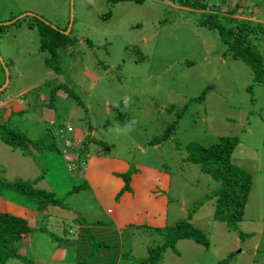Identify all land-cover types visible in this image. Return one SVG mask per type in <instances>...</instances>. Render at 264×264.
<instances>
[{
    "label": "rangeland",
    "instance_id": "1",
    "mask_svg": "<svg viewBox=\"0 0 264 264\" xmlns=\"http://www.w3.org/2000/svg\"><path fill=\"white\" fill-rule=\"evenodd\" d=\"M211 2L221 7L216 11L222 16L264 24V0ZM237 4L239 12L231 14ZM72 12L70 32L76 40L71 48L59 49L51 67L45 61L49 54L39 48L38 29L27 25L38 15L69 28ZM202 13L174 0H0V89L9 75L0 102L15 100L0 106V124L34 141L43 138H34L30 128L41 127L43 137L50 133L46 145L59 148L38 145L14 153L0 135V178L37 180L40 188L47 186L46 178L58 197L90 219L100 208L94 195L85 188L67 194L75 185L89 183L78 176L92 155L123 157L132 169L156 170V209L141 227L127 228L117 237L123 239L126 264L149 257V246L163 243L169 227L189 218L191 211L210 247L183 239L176 249H166L158 264H264V81L255 83L244 61L225 55L219 32L199 23ZM15 17L21 22L13 24ZM253 40L264 55V36ZM166 133L169 138L155 141ZM224 136L239 137L232 160L254 178L240 224L244 236L214 219L215 199L205 197L217 183L199 164L187 161L190 143L209 146ZM0 196L5 200L1 210L40 215L33 209L36 203L17 191L1 188ZM96 219L89 224L94 226ZM39 220L44 229L19 243L33 264H91L74 256L61 261L53 242L76 236L80 219L53 212ZM92 226L88 235L100 239ZM94 247L93 253L100 249L98 242ZM6 264L30 263L10 259Z\"/></svg>",
    "mask_w": 264,
    "mask_h": 264
},
{
    "label": "trees",
    "instance_id": "2",
    "mask_svg": "<svg viewBox=\"0 0 264 264\" xmlns=\"http://www.w3.org/2000/svg\"><path fill=\"white\" fill-rule=\"evenodd\" d=\"M113 1L120 2L126 0ZM136 1L142 3L145 0ZM174 2L176 5L182 7L202 11L203 13L201 14L199 23L219 32L220 38L227 46L225 55H229L235 60L244 61L250 67L255 83L264 81V55L257 49L253 40L254 38L264 36L263 23H255L253 25L251 21L241 20L231 15L222 16L219 11H216V9L220 10L221 7L213 5L211 0H174ZM239 9L240 5L237 4L232 9H229V12L235 14L239 12ZM15 18H13V24L21 22L20 17ZM33 18L34 23L32 24L30 22L27 26L38 29L40 34L39 48L49 54L45 61L49 66L52 65L51 67H53L55 64L53 59L58 56L59 49L71 48L76 39L72 36L71 32L69 34L64 33L68 29L67 27L61 28L57 24L48 23L47 19L38 15H34ZM1 29L2 27L0 26ZM88 42L92 45L90 40ZM58 87L65 88V85L61 84ZM68 93L71 95L72 92L68 91ZM120 116H123V114ZM0 135L2 140L13 149H24L30 148V146L43 145L47 146L49 150L59 151L55 143L46 145L45 141L47 139L34 141L25 133L15 131L7 124H0ZM166 136L167 138L170 137L166 133L155 141L158 143L166 138ZM239 142L240 139L237 136H224L219 142L209 146L192 142L188 146L189 155L187 156V161L199 164L202 170L209 174L217 183L216 188L205 197V199H210V197L215 199L214 219L224 222L229 230L237 231L240 235L244 236L245 233L240 229V224L246 212L254 185V178L251 172L237 166L232 160V154L239 145ZM101 144L103 147L109 148L107 143L101 142ZM137 171L138 169L134 166L133 169L130 168L126 172H119L117 174L125 181V186L117 196L118 199L127 192H133L131 180L133 174ZM42 177H44V173H42ZM37 182V180L22 179L20 177L13 179L2 177L0 178V189L6 188L25 195L28 199L36 203L33 209L39 212L46 211L50 206L68 207L65 202L66 198L58 197L57 193L53 190L37 187ZM87 186V182L75 185L67 195ZM200 204H203V200L199 201ZM193 214L191 211L189 218L169 227V234L165 241L157 246H149L150 255L141 260L140 264H158L165 250L168 248L176 249L177 243L183 239H192L209 248L210 243L204 235L203 230L196 227L192 222ZM38 228L41 230L44 229V227L38 226L37 221L33 222V220H29L26 216L12 211L0 210V264H6L10 259H19L33 264L26 256L21 254L19 243L29 238ZM94 244L96 242H93V247ZM98 245L102 247L107 244L98 243ZM107 248H110V246L108 245Z\"/></svg>",
    "mask_w": 264,
    "mask_h": 264
},
{
    "label": "crops",
    "instance_id": "3",
    "mask_svg": "<svg viewBox=\"0 0 264 264\" xmlns=\"http://www.w3.org/2000/svg\"><path fill=\"white\" fill-rule=\"evenodd\" d=\"M23 93L24 91L18 93L16 96H22ZM12 102H15V100H4L0 102V106H8ZM15 104L20 105L19 103ZM30 130L32 134H36L33 135L34 138L42 137L43 139H46L50 134L48 132L43 137L42 128L37 126H32ZM79 139H83V136H81ZM12 151L14 153L17 152V150L15 149H13ZM19 153L22 155L21 158L25 156V154H23L22 152ZM43 164L45 169L44 161ZM129 168V160L123 157L101 154L92 155L90 157V160L86 167L87 170L85 169L86 171L78 176L82 177L84 181L87 180L91 184L92 188L88 183V186L85 189L89 190L90 193L94 195L100 207L96 210V213L94 215L89 217L90 219H88V217L80 209V211H78V209L70 205H68L67 208H63L60 206H50L47 212H39L34 209L35 211L40 213V215L37 217L30 216L27 210H18L12 212L26 216L29 218V220H33V222L40 221L39 217L43 214H52L53 212L59 213V216L64 219H80L79 224H77L76 226V236L74 235V237L71 239H65L62 243H58L53 240V242L57 244L58 255L60 256L61 261L67 260L68 258L74 256L82 258L83 261L84 259H87V262H90L91 264H126L124 262V259L121 258L123 252V239H118L117 237L123 230L133 227L139 228L144 224V222L147 221L146 215L150 211L156 209L157 201L153 199V196H155L154 193L158 191L156 170L147 168L141 171L136 167L138 171L133 174L131 180L133 192H127L118 199L117 196L125 186V181L117 174L119 172H126L129 170ZM87 171L88 176L86 175ZM45 182L47 185L44 187L45 189L55 191V184L51 185V189V186L46 178ZM109 190H111L110 193H108ZM55 192L59 196V193L57 191ZM0 197L1 206V202L5 200L2 196ZM10 199L20 202V199ZM107 199H113V201L108 202ZM142 199H146V201H142ZM104 202H107V204L104 205ZM100 209L103 210V215L105 217L104 219L99 216L101 211ZM182 209H184L183 205ZM64 211H68V213L70 214ZM98 217L100 219L96 221L97 223L93 222L95 224L94 226L89 224L90 220H97L96 218ZM44 221L45 219L43 217V222ZM107 224L108 226H106ZM89 226L94 227L95 232L98 233L100 239H96L95 235H88L90 232L86 229H89ZM106 231H110L113 235L109 237L106 234ZM24 240H29V238H26ZM93 242H98L99 244H109L111 242L112 244L109 245L111 246V248L100 247L99 250L93 253ZM19 246L20 252L22 253V255H25L24 252L26 250L24 251V249L22 248L23 245ZM70 260L74 261V259Z\"/></svg>",
    "mask_w": 264,
    "mask_h": 264
},
{
    "label": "water",
    "instance_id": "4",
    "mask_svg": "<svg viewBox=\"0 0 264 264\" xmlns=\"http://www.w3.org/2000/svg\"><path fill=\"white\" fill-rule=\"evenodd\" d=\"M25 16V15H24ZM73 18H74V14H73V12L71 13V17H70V27L66 30V31H64V33H66V34H69V32H70V30H71V26H72V22H73ZM49 23V22H48ZM0 26H1V24H0ZM55 28H57L55 25H53ZM9 75H8V72H7V75H6V81H5V84H4V86L0 89V92H2V90L3 89H5V87L6 86H8V77Z\"/></svg>",
    "mask_w": 264,
    "mask_h": 264
},
{
    "label": "built area",
    "instance_id": "5",
    "mask_svg": "<svg viewBox=\"0 0 264 264\" xmlns=\"http://www.w3.org/2000/svg\"><path fill=\"white\" fill-rule=\"evenodd\" d=\"M70 130H71V128H69ZM62 130H61V128L56 132V137L58 138V139H61V136H62ZM69 133H71V132H69ZM69 133H68V135H69Z\"/></svg>",
    "mask_w": 264,
    "mask_h": 264
}]
</instances>
